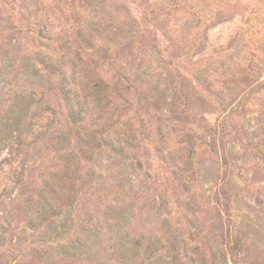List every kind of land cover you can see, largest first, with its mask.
<instances>
[{"label": "rangeland", "instance_id": "rangeland-1", "mask_svg": "<svg viewBox=\"0 0 264 264\" xmlns=\"http://www.w3.org/2000/svg\"><path fill=\"white\" fill-rule=\"evenodd\" d=\"M28 263L264 264V0H0V264Z\"/></svg>", "mask_w": 264, "mask_h": 264}, {"label": "trees", "instance_id": "trees-1", "mask_svg": "<svg viewBox=\"0 0 264 264\" xmlns=\"http://www.w3.org/2000/svg\"><path fill=\"white\" fill-rule=\"evenodd\" d=\"M67 7V6H66ZM65 7V8H66ZM68 8V7H67ZM64 14L65 13H72L73 10L71 8H68V9H62ZM62 10H61V14L62 13ZM63 14V15H64ZM80 21L76 22V25L79 24ZM73 25L71 23H66V24H62V25H59L58 28H61L62 29V32L59 33V35L57 36V40L59 41L60 45H63L65 46V43L68 39L67 35H69V31L72 29ZM68 49V48H67ZM65 49L66 51H69ZM74 61V60H72ZM72 67H78L79 64H76L75 62H72ZM45 66V69L54 74L55 73V67L54 65H51V64H44ZM63 66V65H61ZM74 72V75L77 76V73L76 71H72ZM76 73V74H75ZM56 74V73H55ZM79 75V74H78ZM62 91H63V96H64V99H65V103H66V107L68 109V115H69V119L70 121L73 123V124H77L79 122V119L84 115V108L77 102V100L75 99L74 97V94H71V89L67 88V87H62ZM119 152V151H118ZM28 264H33V263H28Z\"/></svg>", "mask_w": 264, "mask_h": 264}]
</instances>
